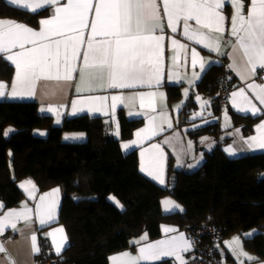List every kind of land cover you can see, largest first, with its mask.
Wrapping results in <instances>:
<instances>
[{
    "label": "trees",
    "instance_id": "trees-1",
    "mask_svg": "<svg viewBox=\"0 0 264 264\" xmlns=\"http://www.w3.org/2000/svg\"><path fill=\"white\" fill-rule=\"evenodd\" d=\"M48 12L49 8L31 12L0 0V18L34 23ZM223 70L222 65H213L197 84L198 92L214 96L216 114ZM13 73V66L0 58V78L10 81ZM168 93L170 100L178 99L181 86L171 85ZM234 118L247 132L256 121L239 114ZM119 120L121 136L114 137L113 123L103 116L82 114L57 125L40 112L35 101H0V202L4 208L20 205L24 193L18 183L23 178L33 177L42 190L60 186L58 223L65 226L69 239L61 264H109V255L128 248L132 237L143 232L159 237L163 223L182 229L204 225L208 213L222 229L217 247L257 228V234L244 239V246L264 257V152L230 158L217 147L195 171L170 167L169 184L164 187L140 171L136 150L124 152L121 147V140L132 137L141 120L129 119L123 112ZM10 127L13 131L8 133ZM217 130L218 124L211 123L200 132ZM67 131H83L87 138L66 141ZM112 194L123 207L110 200ZM166 194L176 198L183 211L164 213L161 198ZM153 264L175 263L164 259Z\"/></svg>",
    "mask_w": 264,
    "mask_h": 264
},
{
    "label": "snow or ice",
    "instance_id": "snow-or-ice-1",
    "mask_svg": "<svg viewBox=\"0 0 264 264\" xmlns=\"http://www.w3.org/2000/svg\"><path fill=\"white\" fill-rule=\"evenodd\" d=\"M10 2L26 7L32 12L45 4L54 8L49 18L39 21L41 27L38 30L17 21L0 19V58L15 67L10 92L13 97L34 95L36 85L41 80L73 81L74 73L79 76L77 92H91L97 88L135 89L142 85L158 87L163 72V17H166V25L171 33H177L178 26L182 25V35L187 40L195 41L210 51L219 53L222 43H227L231 47V52L227 55L232 60L228 67L235 71L241 80L256 77L257 69L264 71V0H250L247 8L245 0H230L234 10L230 17L231 27L228 35L235 38L234 42L231 39H222L225 34V21L228 19L223 12L226 0H67L64 4H61V0H33L35 7L25 0ZM191 22H194L195 27ZM171 46L174 53L171 56L172 67L179 66L181 54L186 64L189 57L188 45L171 38ZM77 61L81 63L78 65ZM190 63L193 70L199 65L200 72L205 71L206 64L199 58V53L194 47L190 49ZM193 77L198 79L199 73L193 71ZM6 88V82H0V96H5ZM247 88L251 89L255 98L264 105V84L251 82L247 84ZM185 91L187 92V89ZM159 95L163 96V93ZM156 96V92H138L129 96L112 95L111 108L115 110L117 104H124L126 100L134 101L139 97L141 109L147 107L156 112ZM231 96L233 106L239 111L250 109L253 114L260 111L244 88L233 91ZM108 99V96H82L72 101L73 114L83 110L77 109L78 104L90 106L89 111H100L95 105L98 102L103 104ZM157 119L167 122L168 115L161 110L158 116H150L149 126L138 130L137 137L148 132L156 135ZM168 126L171 127V124ZM258 130L261 133L259 137H249L245 141L249 150H264V122L258 125ZM128 146L123 145L124 148ZM152 147L159 149L160 146ZM228 151L230 154L235 152L231 147ZM162 159V151L152 155L148 165L142 166V170L164 184ZM27 183L31 184V181ZM56 192L58 189L41 196L40 203L35 207L41 224L47 222L45 217L48 220L54 218ZM31 194L30 191L29 195ZM47 197L53 199H46ZM163 203L174 204L168 199ZM2 207L0 204V208ZM31 212L32 209L25 206L20 211L10 210L0 216V234L5 230L6 223L13 230L16 229L13 218L28 219ZM168 231L175 229L165 228V232ZM245 235L251 237L253 233ZM35 240L33 235V250L39 251ZM226 243L238 256H246L250 261L257 259L243 252L240 237H233ZM190 248L191 242L181 233L179 236L146 244L139 248L136 255L123 252L113 255L110 259L112 264H140V261H158L163 257H174L180 264H185L181 253L189 251ZM2 251L4 248L0 245V252ZM56 251L59 254L61 248L58 246Z\"/></svg>",
    "mask_w": 264,
    "mask_h": 264
},
{
    "label": "crops",
    "instance_id": "crops-1",
    "mask_svg": "<svg viewBox=\"0 0 264 264\" xmlns=\"http://www.w3.org/2000/svg\"><path fill=\"white\" fill-rule=\"evenodd\" d=\"M12 6H18L10 2V0H6ZM27 3H31L32 7H35V3L33 0H25ZM67 3V0H61V4ZM250 4V0H245V6ZM20 7V6H18ZM29 10L26 7H21ZM49 8V12L44 16L40 17L37 22L30 23L10 17L0 18V19H9L13 21H17L25 24L28 27L38 30L41 25L39 21L45 18H49L54 11L52 5L45 4L43 7L36 9L35 12L42 11L44 9ZM233 7L231 5L230 0H226L223 6L224 15L228 18L225 21V34L222 37L224 41L231 39L233 42L235 41L234 37H230L228 32L231 27L230 17L233 13ZM30 11V10H29ZM32 12V11H31ZM161 15L163 17V10L161 5ZM91 19V14H90ZM163 22L165 25L164 33L165 36L164 41H162L164 47V54L162 59V80L161 84L156 86H148L142 85L138 86L135 89H100L97 88L94 91H76V84L79 82L78 73H74V80L70 82L65 81H57L55 79L51 80H41L37 83L35 88V94L32 96H17L13 97L10 95L11 92V84L15 75V67L13 77L10 81H6L0 78V82H6L8 88H6L5 96H0V101L8 100V101H35L39 104V110L42 114L48 115L52 117L53 122L57 125L61 124L65 118H72L82 114H88L91 116H103L106 118L108 123H113V130L120 132L121 136V128H120V120L119 114L123 112L127 118L129 119H139L141 120V124L134 130L132 137L128 139L121 140V147L124 152H130L136 150L139 157V167L140 171L149 179L157 182L158 184L165 186L169 182L170 167H174L175 169L185 170V171H195L201 167L204 162L205 156L207 153L212 152L217 147H221L224 153L230 158L241 157L250 153L264 152V150H249L245 141L249 137H259L260 131L258 130V125L264 122V105H261L259 100L255 98V93L247 88V84L251 82H255L257 84H264V71L257 69L256 77H250L248 80H241L239 75L230 69L228 65L232 62L231 58L227 55V53L231 52V47L227 43H222L220 52L210 51L207 48H204L203 45L197 44L195 41H189L186 37L182 35V25L178 26L177 33H171L170 29L167 28L166 25V17H163ZM195 27L194 22H191ZM87 35V32H86ZM171 38L178 39L181 43H185L188 45L189 49V57L188 62L184 63V56L181 54L180 59L178 60V67H172L171 56L174 54L171 46ZM196 48L199 53V58L202 59L206 68L204 72H200L199 65H197L196 69L193 70L190 63V49ZM10 63V62H9ZM81 61H77L79 65ZM225 63V65L223 64ZM11 64V63H10ZM224 65L228 67L230 70V79H232V88L231 92L226 104V108L220 113L216 114L214 105H213V115L215 116V121L212 123L218 124V130L216 133H201V128H194L186 126L184 121L185 111L191 110L192 108L198 107L205 103V98H203V94L198 92L197 84L206 73L210 67L213 65ZM223 66V67H224ZM193 71L199 73V78L196 79L193 77ZM171 85H180L181 86V96L176 100H170V96L168 93V88ZM240 88H244L246 94L251 99L252 103L256 106V108L260 109L259 112L253 114V112L249 109L248 111H239L236 107L233 106L232 103V92L238 91ZM187 89V92L185 91ZM138 92H156L157 96L155 97L156 103V112H152L147 107L141 109L140 108V100L137 97L134 101H125L124 104H117L115 110L111 108V96L112 95H120L123 94L125 96L132 95L133 93ZM163 93V96L159 95ZM82 96H108L109 99L104 101L103 104L99 102L95 105V107L100 108V111H89L88 105H77V109H83L82 111H76L73 114L72 101L77 100ZM199 97L200 99H197ZM148 103V98H145V105ZM244 106V105H242ZM246 107V106H245ZM51 108L49 111L48 109ZM163 110L168 115L167 122H161L159 119L155 121L156 127V135H151V132L141 133L140 137H137L136 133L138 130L146 128L149 126V117L150 116H158V113ZM187 112V113H188ZM132 113V114H130ZM139 113V114H137ZM216 114V115H215ZM234 114L244 115L248 117L256 118V121L253 125V129L249 132L245 130V125H237L236 120L234 118ZM182 116H184L182 119ZM200 118H203L202 115H199ZM205 119V118H204ZM110 121V122H109ZM171 124V127L168 124ZM211 124V123H210ZM114 137H116L114 135ZM148 137V138H145ZM87 135L83 131H67L64 133V140L66 141H85ZM133 141H137L133 143ZM129 145L127 148H124L123 145ZM153 145H159V149H154ZM231 147L235 150L234 154H230L228 149ZM163 154V179L165 181L164 184L159 183L158 180L154 179L153 176L148 175V172L142 170V166H147L149 158L161 152ZM143 153V155H142ZM31 181V184L27 183ZM19 187L24 193V198L21 201L20 205L14 207L0 208V216H3L10 210H22L25 206L29 209H32V212L29 214L28 219L20 218L14 219L16 223V229L13 230L7 223L5 224V230L2 234H0V245L3 246L4 251L0 252V264H35L37 260V254L39 251L33 250V241L32 236L35 235V245L39 249V241L42 237H47L51 240L53 245L54 252L57 254L56 248L59 246L61 251L59 254L60 257L66 248L69 245V239L67 235L66 228L63 224L58 223L59 221V213L63 199V189L60 186H55L50 189L42 190L40 189L38 183L33 177H26L19 181ZM23 185V186H22ZM34 185V189H33ZM54 189H58V192L55 194L56 207L53 212V219L48 220L47 217L46 223L41 224L40 217L35 212V207L40 203V197L44 196L47 193L52 192ZM31 191V195L29 192ZM46 199H53V197H47ZM168 199L174 204L165 205L163 201ZM2 204V202H0ZM3 205V204H2ZM178 206V207H176ZM161 207L164 213H173L178 211H183L184 207L178 202L176 198H174L170 194H166L161 198ZM166 208L168 210H166ZM165 228L175 229V231L165 232ZM57 229H63V231H56ZM51 233L52 235H49ZM183 234L184 237L191 242L188 234L184 231V229L179 226L171 223H163L162 224V235L156 238H150L147 232H143L140 235H136L131 238L130 246L126 249L112 252L108 257L109 264H112L111 257L113 255L130 252L133 255L138 254L139 248L149 244L154 243L159 240L168 239L171 237L179 236ZM257 234V233H256ZM239 236V234H237ZM142 237H146L143 238ZM248 237V236H247ZM243 236L240 237L242 242V250L243 252L248 253L250 256L256 257V260H248L246 256H238L237 253L233 252V250L229 249L226 246V242L231 240V237L224 240V242H219L218 247L219 251L222 254L223 258L229 262H234L236 264H264V257L259 258L257 254L249 251L244 246V239L247 238ZM133 241H138V243H132ZM223 244V247H222ZM224 248V249H223ZM192 250V242L191 248L187 252L181 253L183 260L185 263L190 258V252ZM224 250V251H223ZM164 259H170L175 264H180V261L176 260L174 257H163L158 261H140V264H153Z\"/></svg>",
    "mask_w": 264,
    "mask_h": 264
},
{
    "label": "built area",
    "instance_id": "built-area-1",
    "mask_svg": "<svg viewBox=\"0 0 264 264\" xmlns=\"http://www.w3.org/2000/svg\"><path fill=\"white\" fill-rule=\"evenodd\" d=\"M225 65V63H223ZM223 65V66H224ZM223 73L219 79L217 97V110L222 112L231 92L230 70L223 67ZM207 221L200 226H187L184 231L192 242L190 258L185 264H236L225 260L217 247L218 240L222 237V229L211 222L212 214L208 213ZM61 257L54 252L51 240L42 237L39 241V252L35 264H61Z\"/></svg>",
    "mask_w": 264,
    "mask_h": 264
},
{
    "label": "rangeland",
    "instance_id": "rangeland-1",
    "mask_svg": "<svg viewBox=\"0 0 264 264\" xmlns=\"http://www.w3.org/2000/svg\"><path fill=\"white\" fill-rule=\"evenodd\" d=\"M205 98V103H203L202 105H199L198 107L192 108L191 110H189V112L187 113V115H185V119L183 118L184 116H182V119H184L186 123V126L188 127H194V128H203L208 126L210 123H212L213 121H215V116L213 115V101H214V96L212 95H203ZM199 115H202L203 118H200ZM205 118V119H204ZM12 130L13 128L10 127ZM9 130V129H8ZM11 132V131H10ZM8 131V133H10ZM113 133L116 137H118L120 135V132H117L116 130H113ZM157 183V182H156ZM158 184V183H157ZM169 184V183H168ZM165 185L164 187L168 186ZM160 185V184H159ZM162 186V185H160ZM115 198L110 199L112 202H114L116 205H118L119 207H123V205L121 204V202L117 199V197L115 195H110L109 198ZM118 202V203H117ZM259 232V229L257 228H252L244 233L239 234V236L236 234L234 236L231 237V240L233 237H247L245 234L247 233H253L252 236H254L256 233ZM251 236V237H252ZM226 246L231 249L228 245V243H225ZM223 247V244H222ZM219 248V247H218ZM224 249V248H223ZM232 250V249H231ZM224 251V250H223Z\"/></svg>",
    "mask_w": 264,
    "mask_h": 264
},
{
    "label": "clouds",
    "instance_id": "clouds-1",
    "mask_svg": "<svg viewBox=\"0 0 264 264\" xmlns=\"http://www.w3.org/2000/svg\"><path fill=\"white\" fill-rule=\"evenodd\" d=\"M221 112H218V114H220Z\"/></svg>",
    "mask_w": 264,
    "mask_h": 264
}]
</instances>
